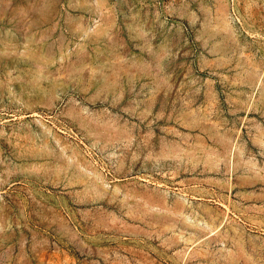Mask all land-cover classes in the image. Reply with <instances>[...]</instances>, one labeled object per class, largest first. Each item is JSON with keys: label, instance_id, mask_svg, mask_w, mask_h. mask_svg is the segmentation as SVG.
<instances>
[{"label": "rangeland", "instance_id": "1", "mask_svg": "<svg viewBox=\"0 0 264 264\" xmlns=\"http://www.w3.org/2000/svg\"><path fill=\"white\" fill-rule=\"evenodd\" d=\"M0 264H264V0H0Z\"/></svg>", "mask_w": 264, "mask_h": 264}]
</instances>
